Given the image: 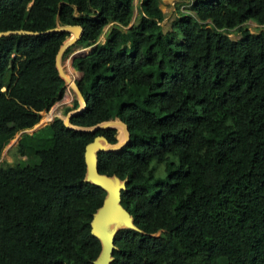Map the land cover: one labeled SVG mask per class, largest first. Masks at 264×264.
I'll return each instance as SVG.
<instances>
[{"label":"trees","instance_id":"16d2710c","mask_svg":"<svg viewBox=\"0 0 264 264\" xmlns=\"http://www.w3.org/2000/svg\"><path fill=\"white\" fill-rule=\"evenodd\" d=\"M188 1L192 12L178 0L165 18L162 0H139L131 22L132 0H0V31L82 29L61 55L91 46L70 62L85 107L69 125H126L124 145L93 153L127 213L107 264H264V0ZM68 35L0 36V155L62 97L55 54ZM122 139L119 126L75 131L60 117L21 132L29 163H0V264H95L107 193L84 152Z\"/></svg>","mask_w":264,"mask_h":264},{"label":"water","instance_id":"95a60500","mask_svg":"<svg viewBox=\"0 0 264 264\" xmlns=\"http://www.w3.org/2000/svg\"><path fill=\"white\" fill-rule=\"evenodd\" d=\"M51 31H67L69 32L68 37L61 43V45L59 46L56 54H55V67L57 70L58 75L62 78V80L64 81V84H67L73 89L76 99L78 100L80 106L79 108L67 113L66 115H64V117L62 118V123L63 125L68 128V129H72L75 131H84V132H93L97 129H102V128H106L109 126H119L121 133L123 135V139L118 141L115 145L113 146H107V145H101L98 142H93L89 145L86 146L85 148V152H84V157H85V163H86V167H87V175L88 178L96 183L97 185L101 186L103 189H105L106 193L108 194H112L113 191L114 193L111 196L110 199H106L103 203V205L98 209L97 213L95 214L93 220H92V224H91V233L96 236L97 238H99L102 243H103V249L100 253V255L98 256L97 260L95 261V264H107L109 257L112 253V237L111 234L108 231H105L103 229V225H105L106 222H109L110 220H112L113 217V210H115V208H118L119 210H121L122 212H124L126 214L127 217V213L119 206L118 201L120 198V190H119V186H117L116 182L115 184L108 178L106 177H100L96 174L95 169H94V159H93V153L96 151H111V150H116L119 149L122 145H124L127 140H128V132H127V128L126 125L119 121V120H109V121H103L97 125H93L91 127L88 128H78V127H74L69 125V118L72 117L75 114L80 113L84 107H85V101L75 83L76 80L79 79V77L77 79H75L74 81L69 79V77H67V75L63 72L61 65H60V56L62 54V52L70 45H72L73 43H75L82 34V29L78 26V25H55L53 28L51 29H47L45 31H27V30H4V31H0V36H6V35H10V34H17V33H25V34H30V35H39V34H45ZM21 132H27V130H23ZM20 132V133H21ZM19 133V134H20ZM104 181L103 183L101 181ZM110 185V187H108L107 185ZM112 184H114L115 186H113ZM110 189L108 192L107 189ZM114 188V189H113Z\"/></svg>","mask_w":264,"mask_h":264},{"label":"rangeland","instance_id":"374dc122","mask_svg":"<svg viewBox=\"0 0 264 264\" xmlns=\"http://www.w3.org/2000/svg\"><path fill=\"white\" fill-rule=\"evenodd\" d=\"M138 1L139 0H132V3L134 5V9H133V16H132L131 22H133L134 16L136 15V10H137L136 7L138 4ZM177 1L178 0H173L172 3L168 2L169 7H168V9H166L163 12L165 18H171L173 16L174 10H175V5L178 4ZM161 7L163 10L165 9L163 6H161ZM178 9L180 11L192 12L190 10V7L184 3L182 5H179ZM165 18L163 21V29L166 28V26H167V22H166L167 19H165ZM244 25L251 32H256L259 30L258 29L259 27L255 23H253L252 21H248ZM107 27H108V25L104 26L103 31H105L107 29ZM235 34H236V32L231 30L229 33V36L234 37ZM102 38H103V33L99 36L98 41H101ZM88 51H90V47L83 48V47H80L79 45H73L70 48V51L66 55H64L63 57L60 56L61 68H62L63 72L65 74H67L71 80L74 81L75 79H77L79 76V72L73 70V68L70 65V60L75 56L84 55ZM69 65H70L71 69H69ZM73 98H76L73 89L70 86H68L67 84H65V88H64L62 97L58 101H56L47 111H41L37 124H35L32 128L28 129L27 132H31V131L35 130L36 128L41 127L45 123L49 122V120H51L53 117L63 118L64 115H62V112H61L62 107L66 106V105L69 106L71 104V101ZM18 136H19V132L17 134H15L9 140L7 145L2 149V152L0 155V163L2 161L12 162L14 160H16L15 162H17L21 165H25L26 163H29L28 161H24L23 158H18V155L15 152V144H16V140H17ZM113 213L114 214H113L112 220H110L109 222H106L105 225H103V229L105 231L110 232L112 229V226L115 225L116 222L117 223H124V224L127 223V217H126V214L124 212H122L118 208H115V210H113ZM243 247L245 249H247L246 245H244Z\"/></svg>","mask_w":264,"mask_h":264},{"label":"crops","instance_id":"0c3cea01","mask_svg":"<svg viewBox=\"0 0 264 264\" xmlns=\"http://www.w3.org/2000/svg\"><path fill=\"white\" fill-rule=\"evenodd\" d=\"M172 1L173 0H162V4H163V7L165 8L164 10H163V12L166 10V9H168V2L169 3H172ZM101 41H103V38H102V40ZM89 47H91V46H89ZM75 71V70H74Z\"/></svg>","mask_w":264,"mask_h":264},{"label":"bare ground","instance_id":"6f19581e","mask_svg":"<svg viewBox=\"0 0 264 264\" xmlns=\"http://www.w3.org/2000/svg\"><path fill=\"white\" fill-rule=\"evenodd\" d=\"M69 69H71L70 65H69ZM66 75H67V74H66ZM67 77H68V75H67ZM69 79H70V78H69ZM67 85H68V83H67ZM68 86H69V85H68ZM48 117H49V116H48ZM44 119H45V118H44ZM47 119H48V118H47ZM99 181H101V180H99ZM101 182L103 183L104 181H101ZM112 185L115 186L114 184H112ZM107 186L110 187L109 184H108ZM113 189H114V188H113ZM107 190H108V192H110V191H109V190H110L109 188H108ZM113 193H114V191H113ZM113 193H112V194H113ZM112 194H108V193H107V194H106L107 199H110L111 196H114V195H112Z\"/></svg>","mask_w":264,"mask_h":264},{"label":"clouds","instance_id":"9594fccd","mask_svg":"<svg viewBox=\"0 0 264 264\" xmlns=\"http://www.w3.org/2000/svg\"><path fill=\"white\" fill-rule=\"evenodd\" d=\"M183 3H184V4H187L188 6L190 5V3H189L188 0H184ZM183 3H182V4H183ZM182 4H181V5H182ZM184 12H186V11H184ZM98 42H102V41H98ZM88 47H89V46H88ZM85 48H86V47H85ZM90 48H91V47H90ZM88 52H89V51H88ZM70 62H71V60H70ZM73 70H74V69H73ZM75 71H76V70H75ZM77 72H78V71H77ZM79 76H80V73H79ZM79 76H78V77H79ZM39 114H40V113H39ZM51 120H52V119H51ZM51 120H49V122H50ZM47 123H48V122H47ZM36 124H37V123H36ZM45 124H46V123H45ZM27 130H28V129H27ZM20 132H21V131H19V133H20ZM17 133H18V132H17ZM17 133H16V134H17ZM20 134H21V133H20ZM20 134H19V136H20ZM19 136H18V138H19ZM18 138H17V139H18ZM16 141H17V140H16Z\"/></svg>","mask_w":264,"mask_h":264}]
</instances>
